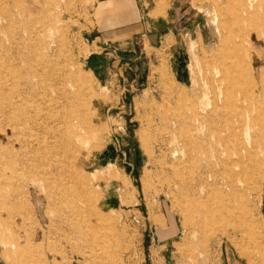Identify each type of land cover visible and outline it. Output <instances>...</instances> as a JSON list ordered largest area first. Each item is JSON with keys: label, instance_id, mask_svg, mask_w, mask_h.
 Segmentation results:
<instances>
[{"label": "rangeland", "instance_id": "rangeland-1", "mask_svg": "<svg viewBox=\"0 0 264 264\" xmlns=\"http://www.w3.org/2000/svg\"><path fill=\"white\" fill-rule=\"evenodd\" d=\"M167 1L0 0V264H264V0Z\"/></svg>", "mask_w": 264, "mask_h": 264}, {"label": "bare ground", "instance_id": "bare-ground-1", "mask_svg": "<svg viewBox=\"0 0 264 264\" xmlns=\"http://www.w3.org/2000/svg\"><path fill=\"white\" fill-rule=\"evenodd\" d=\"M223 1V0H222ZM225 1H229V0H225ZM224 1V2H225ZM218 2H220V0L218 1ZM28 3V2H27ZM225 3H227V2H225ZM219 5V4H218ZM234 5V4H233ZM240 6V5H239ZM261 6V2L259 3L257 0H245V4L243 5V11H245L246 13H247V15H250L251 16V14L253 13L252 11L250 12V10H251V8H259ZM241 9V8H240ZM255 10V9H254ZM255 12H257L256 10H255ZM214 16H216V15H214ZM215 18V17H214ZM217 19V18H216ZM232 19V18H231ZM215 23V22H214ZM238 35V34H237ZM224 45V44H223ZM49 65V64H48ZM234 71V70H233ZM233 73V72H232ZM233 75V74H232ZM229 78H231V77H229ZM226 86V85H225ZM215 91V90H214ZM191 101V100H190ZM224 104V103H223ZM232 110V109H231ZM207 116V115H206ZM249 117V116H248ZM208 121H209V119H208ZM165 124V123H164ZM208 124V123H207ZM214 127V126H213ZM164 129L167 131V133H168V135H170L171 134V130L169 129V125H165V127H164ZM184 130V129H183ZM243 130V129H242ZM160 134H161V132H160ZM218 134V133H217ZM248 134V133H247ZM247 134H245V135H247ZM249 135V134H248ZM250 138V137H249ZM159 139V138H158ZM160 139L162 140V141H168V138L166 139V138H164V135H161V137H160ZM159 139V140H160ZM250 142V141H249ZM190 143H191V141H190ZM159 146V145H158ZM161 146V145H160ZM239 147H240V145H239ZM160 149V148H159ZM206 149V148H205ZM237 149V148H236ZM235 149V150H236ZM250 151V150H249ZM164 153V152H163ZM167 153V152H166ZM165 158V157H164ZM158 161V160H157ZM168 160H166V161H164L163 159H161L160 161H159V169H160V172H159V174H162V176H163V178H164V182H166V181H168V176H169V174H168V172H169V169H168ZM229 163H230V161H229ZM243 164V163H242ZM239 168V167H238ZM243 173V172H242ZM162 181V180H161ZM163 182V181H162ZM167 183V182H166ZM163 185V184H162ZM166 186H167V184H166ZM167 190H168V186H167ZM170 193L172 194V192L170 191ZM173 196V195H172ZM174 198V197H173ZM175 198H176V196H175ZM178 199V198H177ZM177 199L175 200V201H177ZM173 200V199H172ZM186 200H187V198H186ZM174 201V202H175ZM173 202V201H172ZM177 203V202H176ZM176 203H174L175 205H176ZM173 204V205H174ZM179 204L180 203H178V205L177 206H179ZM181 206V205H180ZM181 213L183 214V216L184 217H187V216H189L190 215V211H188V210H186V209H182L181 210ZM183 217V218H184ZM249 217V216H248ZM246 219H248V218H246ZM245 219V220H246ZM189 230V229H188ZM185 233H187V232H185ZM188 234H189V232H188Z\"/></svg>", "mask_w": 264, "mask_h": 264}, {"label": "crops", "instance_id": "crops-1", "mask_svg": "<svg viewBox=\"0 0 264 264\" xmlns=\"http://www.w3.org/2000/svg\"><path fill=\"white\" fill-rule=\"evenodd\" d=\"M120 1H122V0H120ZM166 2L168 3L167 0H166ZM158 3H161V1H159ZM168 4H169V3H168ZM120 8L125 9L123 6L120 7ZM156 10H157V8H156L154 11H156ZM164 10H165V8L163 9V11H164ZM161 12H162V11H161ZM225 264H238V262H237L235 256H230V255H228V256L226 257V262H225Z\"/></svg>", "mask_w": 264, "mask_h": 264}]
</instances>
